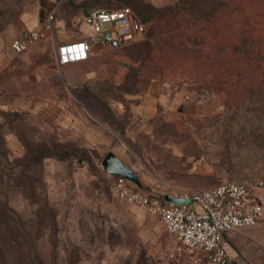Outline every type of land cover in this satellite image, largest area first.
<instances>
[{
    "label": "rangeland",
    "instance_id": "obj_1",
    "mask_svg": "<svg viewBox=\"0 0 264 264\" xmlns=\"http://www.w3.org/2000/svg\"><path fill=\"white\" fill-rule=\"evenodd\" d=\"M42 1L41 28L66 40L86 35L87 12L124 6L148 33L43 75L41 94L0 73V264H177L163 223L113 194L103 161L159 197L264 182V46L250 53L245 34L264 1ZM147 89L163 96L151 118L136 113Z\"/></svg>",
    "mask_w": 264,
    "mask_h": 264
},
{
    "label": "built area",
    "instance_id": "obj_2",
    "mask_svg": "<svg viewBox=\"0 0 264 264\" xmlns=\"http://www.w3.org/2000/svg\"><path fill=\"white\" fill-rule=\"evenodd\" d=\"M82 24L87 32L85 38L58 46L57 62L61 70L89 60L91 51L97 46L122 48L143 40L148 33V23L128 6L114 10L94 9L83 15ZM49 30L53 31L52 23L47 25L45 32ZM106 35H110L109 40L105 39ZM44 37V32H32L27 40L14 39L10 50L18 56ZM112 177V192L119 200L163 223L173 239L172 257L177 264H244L232 254L224 236L259 225L264 210L256 200V192L264 182L253 187L229 181L210 189L174 196L185 202L173 204L125 178Z\"/></svg>",
    "mask_w": 264,
    "mask_h": 264
},
{
    "label": "crops",
    "instance_id": "obj_3",
    "mask_svg": "<svg viewBox=\"0 0 264 264\" xmlns=\"http://www.w3.org/2000/svg\"><path fill=\"white\" fill-rule=\"evenodd\" d=\"M41 6L42 0H0V73L32 80L34 94H41L43 75L60 71L57 62L58 46L76 41L66 40L63 35L55 32L54 28L51 33L45 32L41 28ZM32 32H44L45 37L31 45L24 53L23 60L19 62L11 52L10 45L14 39L27 40ZM55 79L50 78L49 83H54ZM162 97L160 91L145 90L136 113L143 117H153L157 114V106ZM96 120L97 123H102L98 118ZM256 200L264 210V186L257 190ZM224 238L232 254L244 264H264V214L257 227L230 232L225 234Z\"/></svg>",
    "mask_w": 264,
    "mask_h": 264
},
{
    "label": "water",
    "instance_id": "obj_4",
    "mask_svg": "<svg viewBox=\"0 0 264 264\" xmlns=\"http://www.w3.org/2000/svg\"><path fill=\"white\" fill-rule=\"evenodd\" d=\"M106 40L110 39V35H106ZM104 171L105 173L115 176V177H121L125 178L128 181L139 185L138 177L137 175L129 168L127 167L120 159L116 157L113 153L109 154L103 161ZM165 201L167 203H173V204H181L185 201L183 199L175 198L174 196H165Z\"/></svg>",
    "mask_w": 264,
    "mask_h": 264
},
{
    "label": "trees",
    "instance_id": "obj_5",
    "mask_svg": "<svg viewBox=\"0 0 264 264\" xmlns=\"http://www.w3.org/2000/svg\"><path fill=\"white\" fill-rule=\"evenodd\" d=\"M258 1L263 2L264 0H258ZM42 5H43V1H42ZM135 11L143 21L147 22V20L137 10ZM42 13L43 12L41 10L40 13L41 21L44 19ZM259 16L260 17L258 18H250L246 21V33H245L246 41H247L246 46L248 47L250 53H252L253 50H260V48L264 46V44H262V42L264 41V28H263L264 16L262 14H259ZM251 57L254 58V56Z\"/></svg>",
    "mask_w": 264,
    "mask_h": 264
}]
</instances>
